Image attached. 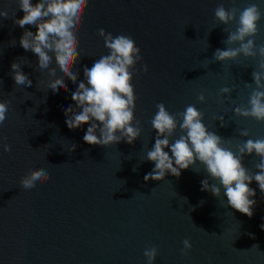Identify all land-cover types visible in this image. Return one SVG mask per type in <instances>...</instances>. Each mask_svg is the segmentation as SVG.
<instances>
[{
    "label": "water",
    "instance_id": "95a60500",
    "mask_svg": "<svg viewBox=\"0 0 264 264\" xmlns=\"http://www.w3.org/2000/svg\"><path fill=\"white\" fill-rule=\"evenodd\" d=\"M251 3L264 13V0H89L77 33L81 57L72 69L78 81L65 77L68 90L56 94L47 88L46 70L37 69L38 57L19 44L25 30L37 28L15 25L14 18L24 16L18 0H0L9 12L0 18V100L11 102L0 140L12 148L0 147V264H147L149 246L159 249L155 264H264V193L256 181L249 185L257 203L248 217L228 206L226 196L201 190L204 179L218 182L199 162V172L189 168L179 177L144 180L155 167L144 159L155 144L150 121L158 103L172 114L194 105L208 129L237 154L238 143L264 138V122L234 112L248 106L252 73L264 71L261 58L241 54L234 61H211L217 49L239 46L223 43L224 28L235 31L236 24H218L215 9L223 4L243 10ZM101 28L131 36L143 56L133 78L142 134L133 144L93 146L83 139L90 124L75 130L66 124L64 109L76 107L71 94L86 82L84 67L108 54ZM13 40L15 46H9ZM255 40L264 44V18ZM18 57L31 64H22L31 87L16 86L10 75ZM57 75L63 77L58 67ZM224 87L233 89L230 95L221 92ZM200 94L206 102L198 100ZM221 115L227 127L220 126ZM244 129L249 137L239 134ZM179 135L178 130L173 143ZM72 144L77 147L71 152ZM165 151L171 155L170 148ZM259 159L245 155L242 163L255 173ZM40 168L51 179L38 191L23 189L20 180ZM185 239L193 245L187 255L181 253Z\"/></svg>",
    "mask_w": 264,
    "mask_h": 264
},
{
    "label": "clouds",
    "instance_id": "9594fccd",
    "mask_svg": "<svg viewBox=\"0 0 264 264\" xmlns=\"http://www.w3.org/2000/svg\"><path fill=\"white\" fill-rule=\"evenodd\" d=\"M88 5L89 0H38L35 4L32 0H18V8L23 10L24 16L21 19H15V13L12 16L14 24L21 28L26 25L37 28L35 33L25 30L19 44L25 51L30 50L38 57L37 69L41 74H45L46 70L49 77L47 88L56 94L62 89L68 90L65 77L73 83L78 81L79 72L74 73L72 69L81 57L77 33L83 25ZM214 16L218 24L227 26L235 22V31L224 28L228 35L223 43L239 46L217 49L211 61H234L241 54L249 58L259 56V67L264 70V44L257 46L255 40L259 34V22L264 18L261 8L256 3H251L243 10L236 7L229 10L220 4L215 9ZM8 17V10L0 7V18ZM98 34L103 37L108 54L96 60L91 68L84 67L86 82H79L77 90L71 94L76 107L64 109L66 124L71 130L90 124L83 139L93 146L109 147L121 141L133 144L142 134L141 122L135 117L137 97L133 86L134 75L139 72L136 65L143 60L141 49L131 36H114L103 28L98 30ZM15 44L16 41L13 40L9 46ZM53 63L56 66H52ZM22 64L31 66L26 57H18L11 65L10 75L16 86L31 87L33 82L22 71ZM57 67L63 77L57 75ZM148 70L147 64H144L143 71L147 73ZM252 76L255 88L250 94L248 106H238L234 112L236 116L264 122V71H253ZM40 83L44 84L45 81L41 80ZM248 86L252 87V84L249 83ZM232 91L228 87L221 89L223 94L228 95ZM198 100L206 102L205 95L200 94ZM10 103L0 100V125L7 119ZM156 108L158 111L150 121L157 133L155 144L147 151L144 159L154 162L155 167L144 176V180L163 181L169 173L179 177L182 170L189 168L199 172L195 168L199 162L204 166L208 177L218 182L211 183L209 179H204L201 181V190L208 191L219 199L226 196L228 206L252 217L257 203L253 197L257 193L249 185L256 181L260 191L264 193V138L247 139L238 143L237 154L224 147L225 139L208 129L203 123L204 114L194 105H188L183 112L176 114L170 113L164 103H158ZM217 119L221 127H227L223 115ZM178 130L181 135L173 143L172 138ZM239 134L243 137L250 135L246 129L240 130ZM0 147L4 152L12 151L11 145L2 140ZM76 147L77 145L72 144L71 152ZM167 148H170L171 155L165 151ZM253 154L260 158L255 164L259 171L255 173L242 163L245 155ZM50 179V174L44 168L29 170L20 180V186L25 190L38 191L39 186ZM261 228L264 229V225ZM192 247L191 241L185 239L181 253L187 255ZM253 248L258 251L259 245H254ZM158 255L159 249L155 246H149L144 251L147 264H155Z\"/></svg>",
    "mask_w": 264,
    "mask_h": 264
}]
</instances>
